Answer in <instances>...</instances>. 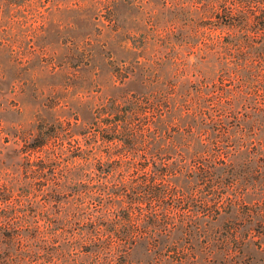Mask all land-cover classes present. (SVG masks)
Listing matches in <instances>:
<instances>
[{
    "label": "rangeland",
    "instance_id": "1",
    "mask_svg": "<svg viewBox=\"0 0 264 264\" xmlns=\"http://www.w3.org/2000/svg\"><path fill=\"white\" fill-rule=\"evenodd\" d=\"M208 15L199 0H0V264L88 261L72 196L92 170L94 117L132 95L174 87L176 100L195 96ZM194 136L190 149L165 145L156 159L187 163L204 146ZM223 141L222 162L203 159L199 177L169 179L199 199L158 236L183 244L182 264H264V115L250 112ZM127 258L156 259L145 241Z\"/></svg>",
    "mask_w": 264,
    "mask_h": 264
},
{
    "label": "trees",
    "instance_id": "2",
    "mask_svg": "<svg viewBox=\"0 0 264 264\" xmlns=\"http://www.w3.org/2000/svg\"><path fill=\"white\" fill-rule=\"evenodd\" d=\"M199 2L209 15L199 20L196 95L188 92L176 100L174 87L151 98L132 95L121 104L100 107L94 117L84 157L92 170L87 184L80 183L84 190L72 196L78 222L85 228L76 240L89 255L80 264H141L127 256L143 241L155 254L152 264H182L183 244H167L158 236L167 238L175 226L174 212L186 213L199 199L179 193L169 179L177 174L199 177L203 159L222 162L219 157L225 153L219 146L227 142L223 139L229 128L250 112L264 115V0ZM217 27L220 31L213 33L211 28ZM194 133L196 144L200 136L204 146L191 150L187 163L156 159L165 145L190 149ZM143 216L154 218L151 229L139 225ZM109 255L120 260L114 262Z\"/></svg>",
    "mask_w": 264,
    "mask_h": 264
}]
</instances>
